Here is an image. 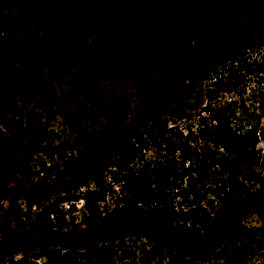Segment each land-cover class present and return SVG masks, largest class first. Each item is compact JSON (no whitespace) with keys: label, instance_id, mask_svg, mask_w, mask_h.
I'll use <instances>...</instances> for the list:
<instances>
[{"label":"rangeland","instance_id":"rangeland-1","mask_svg":"<svg viewBox=\"0 0 264 264\" xmlns=\"http://www.w3.org/2000/svg\"><path fill=\"white\" fill-rule=\"evenodd\" d=\"M241 53L264 66V0H0V264H42L22 250L137 221L145 205L129 201L113 171L150 108L157 138L139 145L131 168L186 159L180 128L194 130L199 159L211 157L198 127L235 114L240 133L255 131L263 170L264 71L221 67ZM7 96L23 113L18 131ZM244 183L238 199L263 201L264 181ZM262 228L264 214H246L219 248L199 245L201 264H264ZM116 251L109 264H196L144 237Z\"/></svg>","mask_w":264,"mask_h":264},{"label":"trees","instance_id":"trees-1","mask_svg":"<svg viewBox=\"0 0 264 264\" xmlns=\"http://www.w3.org/2000/svg\"><path fill=\"white\" fill-rule=\"evenodd\" d=\"M248 60L242 53L230 55L222 58L221 67L226 66V73L236 75L253 66ZM263 71L264 66L255 61L251 72ZM4 100L8 125L18 131L23 113L13 96ZM180 116L183 115L180 113ZM235 119V114L222 116L210 122L207 128L198 127V135L206 133L202 139L211 157L205 155L199 159L197 145L188 140L194 130L180 128L181 135L187 136L180 143L186 159L163 158L131 168L141 151L139 145L157 138L160 115L151 108L146 110L128 134L122 157L126 159L125 166L119 165L113 171V182L128 194L130 202L144 204L146 211L134 212L135 222L81 233V236L50 237L44 249L40 245L27 246L22 250L23 257L27 259L36 253L44 258L42 264H109L127 239L144 237L157 247L201 264L208 258L207 250L199 246L201 243L210 238V245L219 248L246 214H264V191L259 195L263 201L238 199L237 191L245 188L244 182L264 181V169H256L261 149L253 140L255 131L248 128L240 133ZM174 128L178 125L168 130ZM242 171H246L243 179L239 177ZM67 193L64 200L75 203L78 198L70 191ZM141 212L145 213L144 221L139 219ZM191 226L200 227L198 236L191 235ZM258 232L264 245V228Z\"/></svg>","mask_w":264,"mask_h":264}]
</instances>
